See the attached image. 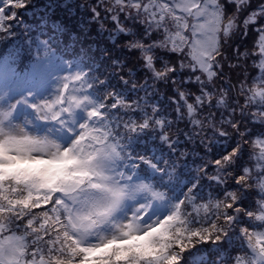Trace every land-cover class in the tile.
Listing matches in <instances>:
<instances>
[{"label": "snow or ice", "instance_id": "1", "mask_svg": "<svg viewBox=\"0 0 264 264\" xmlns=\"http://www.w3.org/2000/svg\"><path fill=\"white\" fill-rule=\"evenodd\" d=\"M24 3L25 0H4L0 6V31L5 30L6 16L10 21L15 19L13 9L23 7ZM250 8L252 10L248 11ZM106 15L118 30L142 37L140 42L146 50L138 61L141 67L156 76L161 64L169 66L168 79L160 81L167 89L168 103L161 105L152 99L154 91L160 95L165 93L158 83L153 88L149 80H143V91H137L131 97L115 89L108 94L109 89H104L97 94L100 97L97 99L92 91L104 83L99 76L93 77L87 71L69 72L52 100L46 102L58 111L55 122L72 134L67 142L57 144L55 151L76 148L86 159L95 158L108 144L120 151L121 145L114 139V136L119 137L120 129L131 132L155 125L160 128L161 139H165L166 127L173 124L179 127L183 121L185 128L191 125L195 129L199 115L207 113L221 122L214 133L215 140L234 138L233 145L221 156L230 158V151L240 153L238 137L242 139V133L249 135L244 132L248 117L243 115V110L237 115L239 100L236 98H233L231 111L221 113L217 107L220 100L215 93L222 90L225 83L221 74L222 55L228 61V78L234 85L243 88L249 80H264V3L254 5L251 0H118L116 10L108 9ZM125 20L135 21L137 27L129 28ZM251 24H259L252 38L235 43L242 35L248 36ZM128 76L121 75L120 79L131 85L126 79ZM131 87L137 89L134 85ZM73 100L75 104L70 103ZM32 107L37 112L40 110L39 105ZM74 108L82 109L86 114L78 123L72 118ZM66 114L71 116L70 120ZM25 135L36 145L33 158L0 162V168L9 173L19 169L35 172L44 167L49 172H59L73 163L72 160L53 158L44 147L51 142V133L37 135L27 129ZM184 135L189 143L195 139L191 131ZM5 138L10 137H6L5 126L0 123V139ZM254 143L264 147V138L257 137ZM170 148L173 154H179L176 141ZM134 161L149 165L161 178L174 177L172 170H161L158 163L140 155H130L127 163L117 169L118 180L130 182L139 166ZM95 175L103 173L97 171ZM233 179L239 181L241 177L237 174ZM216 187L219 188V181ZM88 188L103 193L106 203L96 210L86 228L69 231L67 225L72 219V210ZM19 191L21 186L17 181L5 179L0 182V264H181L186 250L196 243L220 241L222 236L226 237L229 233L224 232L223 224L229 222L235 225L234 231L244 234L243 241L253 264H264V232L254 230L249 224L237 223L240 214H248L246 209L241 212L236 204L227 200L223 215L201 216L190 211L199 207L197 200L201 195L194 181L170 204L167 213L160 215L150 214V209L154 202L166 198L167 193L163 190L153 191L151 201L134 204L123 217L114 216L112 212L121 193L96 178L72 187L46 190L28 206L18 203L22 199L16 195ZM24 191L27 195V189ZM36 195L34 192L33 196ZM167 216L178 218L177 229L182 233L171 242V251L154 244L147 235ZM97 217H101L99 222ZM257 219L264 222V213ZM129 224L138 227L129 228ZM197 255L201 254H189L188 264H205L203 257L199 261L195 259Z\"/></svg>", "mask_w": 264, "mask_h": 264}, {"label": "clouds", "instance_id": "2", "mask_svg": "<svg viewBox=\"0 0 264 264\" xmlns=\"http://www.w3.org/2000/svg\"><path fill=\"white\" fill-rule=\"evenodd\" d=\"M89 6L94 14L93 18L98 20L101 29H103L108 27L107 22L110 19L107 15L101 16V11L98 10L97 6L105 13L108 9L115 11L118 6V0H96L95 4H89ZM110 30L113 32L118 31L115 26ZM125 33L129 34V38L122 41L121 44L117 46H122L129 52L135 51L134 60L139 61L142 52L146 50L145 46L140 42L142 37H138L134 32ZM226 51L227 46L225 47V54ZM221 59L224 64V67L221 69V74L225 83L223 89L217 90L215 93L220 100V103L217 105L219 111L221 113L225 110L231 111L233 98H236L239 100V107L236 109L237 115L240 114V110H243V115L248 117V121L259 122L261 125H264V80L255 82L249 80L243 88L239 85H234L228 78V61L224 59L223 55ZM112 63L115 66V70L118 72H128L130 70V67L125 68L122 60H113ZM170 71L171 69L167 64H161L157 70L158 74L156 76H153L151 71H146L143 80H149L154 88L158 82L168 79ZM126 79L131 81V85L143 91L141 87L143 80L138 81L132 79L130 76L126 77ZM108 94H111V89H109ZM97 99H100V97H97ZM51 100L52 99L45 98L33 104L40 106L38 112L35 110L39 119L54 122L57 120V109L53 104L46 103ZM70 103L75 104V101L73 100ZM75 110L74 108L73 113ZM66 118L70 120L71 116H67L66 114ZM198 119L199 124L195 129H192L191 125H189L190 131L193 132L195 136L192 143H196L198 140L203 149L207 151L201 156L199 162L191 165L195 174L194 184H199L200 180L203 178H207L214 186H216L217 181H219L220 191L202 193L198 189L201 193L197 200L199 207L190 211L198 212L201 216L223 215L226 201L231 200V202L236 204L239 210L243 212L245 209L241 208L237 201L240 200L243 191L247 189L254 193L253 199L255 201L254 205L250 209H247L248 214L245 215L249 218V227L264 232V222L257 219L259 214L264 213V147L254 143L257 137L264 138V132L257 135H244L242 133V139L238 137L237 147L242 148L243 145L247 144L249 155L243 166L239 169L238 175H240L241 179L236 181L233 179V176L237 175L234 165L239 152L230 151L228 153L230 158H225L220 155L216 159H212V157L207 154L211 152L210 145L215 141L214 133L220 128V120L214 119L207 113L199 115ZM237 123H239V121H237ZM65 127H67V125H65ZM146 128L158 130L160 133V128L155 125ZM144 129L145 128H136L131 132L127 129H120L119 137L117 138L114 136V139H118L121 145L120 151H116L111 144H108L99 151L95 158L87 159L84 157L83 152L77 151L76 148H68L63 152L55 151L56 145L64 142L54 136H49L51 142L44 145V147L52 154V157L55 159L72 160L73 163L59 172H49L47 167H44L35 172L28 169H19L9 173L6 169L0 168V182L5 179L17 181L21 186V191L17 192L16 195L22 197L18 203L23 206H28L34 198H39V193L46 190L57 187H72L96 178L101 183L111 185L113 188L120 191V201L112 212L114 216H117V213L125 203L130 202L133 206L138 202L151 201L153 199V191L163 190L167 193V189L157 184L153 179L137 178L136 176L131 177L130 182L117 179V169H121L123 165L127 163V158L130 155L133 156L130 149L127 147L128 138L131 137L133 133L141 132ZM26 130L27 128L22 124H17L12 127L5 126L6 137L10 138L0 139V162L8 163L13 160L22 161L24 159L33 158V151L36 145L25 135ZM181 131H183L182 128L176 127L173 124V126L165 128V132L163 133L165 139H161L160 135L159 139L170 148L173 141H177L178 134ZM244 132H249V125L244 129ZM229 135H231V133H229ZM167 137H171V139ZM188 151V148L180 147L179 154H173L170 157L165 156L156 163L159 164L161 170H172L175 175L178 166L188 155ZM140 156L145 157L146 160L152 161L149 156ZM210 165L211 167H209ZM97 171L103 173V175L96 176L95 174ZM164 179L167 180L169 178L165 176ZM25 189H27V195H25ZM34 192L37 193L35 197L33 196ZM209 193H211V196H209ZM201 201H203V203H201ZM105 203V196L99 190L91 188L85 189L82 198L77 201L76 207L72 210V219L67 225L68 230L73 231L74 229L86 228L91 222L92 217L96 215V210ZM100 219L101 217H97V222H99ZM0 221H2V218H0ZM178 223L179 220L177 217L167 216L164 220L160 221L154 229L149 231L147 235L154 244L160 245L161 248H168V250L171 251V242L177 236L182 235L177 229ZM128 227L136 228L138 226L129 224ZM234 227L235 225L231 222L223 224L225 233L233 232ZM84 234L85 233L82 231L81 235L83 236ZM243 235L244 234H239L238 239L241 240L242 244L245 246L239 247L235 252L227 255L223 259H218L217 264H253V258L250 255L247 245L243 241ZM224 238L225 236H222V239Z\"/></svg>", "mask_w": 264, "mask_h": 264}, {"label": "rangeland", "instance_id": "3", "mask_svg": "<svg viewBox=\"0 0 264 264\" xmlns=\"http://www.w3.org/2000/svg\"><path fill=\"white\" fill-rule=\"evenodd\" d=\"M95 2L96 0H87V2L86 0H31L27 4L24 3L25 5H23V7L14 8L13 11L17 12L20 11L22 8L24 9L28 8L30 11L29 10L26 11L30 15L32 14L37 15L41 19H43L45 16H49V18L53 22V23L51 22V24L56 25V27L50 28L51 31L54 33L56 30L55 28H58L59 33L66 36L67 44L63 43L65 45H63L62 49H65L66 45H68V55L71 54L72 52L83 55L84 58L89 61L88 62L86 60L84 62V66H89V64H91V67L90 68L88 67V69L90 70L88 71V73L93 77L99 76L104 81L105 84L102 86L103 88L100 87L99 89L101 92H103L104 89H115L119 91L122 95H125L126 97H131L134 94H136L137 91H141V89L140 90L134 89L131 87L130 84H125V82L120 79L121 75L127 74L131 78L139 81L144 79L146 69L141 67L138 61L134 60L135 51L129 52L126 48L122 46L121 47L117 46L121 44L122 41L129 38L128 33L119 30L115 32L111 31L110 29L114 27L115 24L110 20H108L107 22L108 27L101 29L98 20L93 18L94 14L91 10V7L89 6V4H95ZM251 2L252 4L255 5L259 3H264V0H251ZM97 7L98 10L101 11V16H105L106 13L102 9H100L99 6ZM251 10H252L251 8L248 9V11ZM125 23L129 26V28L135 29L137 27L135 21L125 20ZM17 27L19 26L17 25ZM31 27L32 25L28 26V30H30ZM258 27L259 24H251L247 30L248 36L245 37L244 35H242L241 37L237 38L234 42L237 44H240L241 42H247L249 39L252 38V34L256 32V29ZM25 30L27 32V36L23 37L24 38L23 41L26 42L27 44H30V46L33 47L34 39L36 37L35 35H30L27 29ZM7 32H4V34ZM4 37L7 38V36ZM1 48H9L4 44L3 37L0 38V49ZM72 56L74 55L72 54ZM113 60L116 61L122 60L125 68L130 67L131 72L119 73L118 71L115 70V66L112 63ZM69 63L70 62H68V64ZM69 72H76V70L75 68L69 70H60L54 75L48 73L47 76L51 75L50 77L52 78V81H50L48 87L43 92L38 94L37 101L45 98L52 99L53 96L58 91L59 85H61V83L63 82V77ZM157 86L161 87L162 88L161 91H164L165 94L160 95L159 93L154 91L152 95V99L155 100L158 104L166 105L168 103L167 89L163 88L161 82H158ZM21 95L22 93H19L14 97H11L9 103L11 104ZM37 101L32 103L34 104ZM8 109L9 108L7 103L5 102L0 103V123H2L6 127H12L17 124H21L20 121L18 120L14 121L13 123L4 122L2 117L3 114L6 112V110ZM85 115L86 114L83 111L80 117L78 115L77 121L79 122L82 121L85 118ZM72 116L73 117L77 116L76 110L74 111ZM248 125H249V132H248L249 135H257L261 132H264V125H261L259 122L248 121ZM179 127L182 128L183 131H181L178 134L176 144L179 148L180 147L188 148L189 151H188V155L183 159V162L178 166L174 177L172 179L166 180L164 178H161L159 176V173H155V169L151 168L149 165H148V169H145L146 171L150 169L151 173L150 175H148L149 177L152 175V173H155V176L152 175L151 179L155 181H161L162 187L167 189V195H169L174 191L176 183H178V187H183L185 184L189 186V184H191L194 181L195 174L192 170L191 165H194L195 163L199 162L201 156L205 154L207 151L203 149V147L199 144L198 140L196 143H189L188 139L184 135V132L190 131V129L185 128L183 121L180 123ZM147 130L148 132H145L144 129L141 132L133 133L132 136L128 138V145H130L131 147L138 148L139 144L136 141L135 136L140 137L146 143L145 150H143L145 156H149L152 159L153 163L162 160L165 156L170 157L171 155H173L171 148H169L168 145H166L163 141L159 139L160 133L158 130H154L150 128H147ZM233 143H234V138L229 140L226 137H220L211 143L210 145L211 152L207 154L210 155L212 159H216L218 156L222 155L224 151L229 150L230 147L233 145ZM248 155H249L248 146L243 145L239 155L237 156L236 163L234 165L237 174L239 172V169L243 166ZM209 167H211V165ZM139 173L140 174L137 176V178L148 179V177H144V174L142 172L139 171ZM179 175L183 177H180ZM177 176L181 178V182L180 179L175 181ZM198 189L202 193H207L211 191H216V192L220 191V189L214 186L211 182H209L207 178H203L200 180V183L198 184ZM184 191L181 193V196L183 195ZM253 195L254 193L252 191L245 189L243 191L240 200L237 201L238 205L243 209L246 210L250 209L255 203L253 199ZM167 200L168 198L164 199V202H161L162 200H160L163 211L161 212L159 209L157 210V212H154L153 214L155 215L166 214L167 213L166 210H168V207L167 205H165V202ZM173 202L174 201H171V203ZM129 203L130 202L125 203V205L117 213V217H123L127 211H130L131 207H127L128 206L127 204ZM237 222L240 224H248L249 218L243 214H240L237 217ZM235 233L237 234L235 235ZM235 233L231 234L230 236L227 235L225 239H222L225 241L218 250L219 252L222 253L216 255L214 261L208 264H217L218 259H223L227 255L235 252L239 247L245 246L242 244V241L238 239L239 236L238 231H235ZM207 244L210 245L211 243H207ZM196 253H199L201 255L204 254L198 251ZM199 256L200 255H197L195 257L197 261H199L200 259ZM185 258L188 262V256H185ZM181 263H183V261Z\"/></svg>", "mask_w": 264, "mask_h": 264}, {"label": "trees", "instance_id": "4", "mask_svg": "<svg viewBox=\"0 0 264 264\" xmlns=\"http://www.w3.org/2000/svg\"><path fill=\"white\" fill-rule=\"evenodd\" d=\"M30 1L31 0H25V4H27ZM3 4H4V0H0V6H2ZM26 10H29V9L22 8L20 11L15 12L16 14L15 19L11 21L8 20L7 16L5 18L4 29L6 30L0 31V38L1 37L4 38V44L9 48H7L8 50L5 52H0L1 70L7 71V72L20 71L24 74V69L26 66L15 64L12 61L13 57L16 55H20L19 59H22V60H25L27 58L30 59L31 60L30 64L32 66L34 64L33 68L36 69L38 77L40 75H47L46 70H49V71L52 70V72H58L60 70L65 69L67 66V58L64 56L68 54V45H66L65 49H62V47L63 45H65L63 43H66V40H67L66 36L60 34L58 28H55L56 30L54 33L51 31L50 28L52 27L54 28L56 27V25L51 24L52 20L49 18V16H45L43 19H41L37 15H34V14L30 15ZM9 24H10V27H9ZM17 25L19 27H17ZM31 25L32 27L30 28V30H28V26H31ZM25 29L29 31L30 35H35L36 37L34 39L33 47H31L30 44H27L26 42L23 41L24 40L23 37L27 36V32ZM4 32H7V33L4 34ZM4 36H7V38H5ZM40 38H44V39L41 40ZM76 55H77L76 56L77 58L74 57V66L76 65L79 68L78 71H82V70H85L87 72L90 71L88 67L90 68L91 64H89V66H85V68L82 66L84 65V62L87 59H85L84 56L81 54L76 53ZM36 80H37V77H36ZM104 84L105 83L93 89L92 94L94 97L97 98V94L101 93L99 89ZM145 132H148L147 128H145ZM135 138L139 144L138 145L139 149L136 147H131L130 145H127V147L130 149L133 156L145 155L143 150H145L146 143L140 137L135 136ZM134 163H137L139 165L135 169V172L144 171L145 175H147V173H151L150 169L148 171L145 170V169H148L147 164L141 161H134ZM155 173L157 172L155 171ZM155 173H152V175L155 176ZM179 176L183 177L181 175ZM179 176L176 177L175 181L180 179V182H181V178ZM148 179H151V178H148ZM156 183L162 186L161 181H156ZM187 186L188 185L185 184L183 187H178V183H176L174 191L170 193L169 195H167L165 198V199L168 198V200L165 202V205H167L168 209L171 204V201H175L179 199V197L181 196V193L186 189ZM161 202H164V199ZM161 202L156 201V204H161ZM150 211H152V209H150ZM233 233H235V231L230 232L228 235L230 236ZM236 234L237 233H235V235ZM224 241L225 240L213 242L210 240L208 242H205V241L198 242L193 246V248L186 250L185 256L189 257V254L196 253L197 251L204 253L203 255H200L199 258L201 259V257H203V259L205 260V264H208L214 261L216 255L222 253V252H219L218 250L223 245ZM207 243H211V244L209 245ZM181 264H188L186 258Z\"/></svg>", "mask_w": 264, "mask_h": 264}]
</instances>
